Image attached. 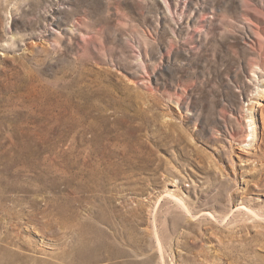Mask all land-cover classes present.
Wrapping results in <instances>:
<instances>
[{
  "label": "rangeland",
  "instance_id": "374dc122",
  "mask_svg": "<svg viewBox=\"0 0 264 264\" xmlns=\"http://www.w3.org/2000/svg\"><path fill=\"white\" fill-rule=\"evenodd\" d=\"M257 68L264 0H0V264H264Z\"/></svg>",
  "mask_w": 264,
  "mask_h": 264
},
{
  "label": "bare ground",
  "instance_id": "6f19581e",
  "mask_svg": "<svg viewBox=\"0 0 264 264\" xmlns=\"http://www.w3.org/2000/svg\"><path fill=\"white\" fill-rule=\"evenodd\" d=\"M257 69L254 70L253 79L258 84V85H256L257 86V94L258 95H262L264 93V72H262L261 69H258V70ZM257 73L259 75H257ZM251 120H252V114H251ZM250 125H252V122H250ZM255 132H256L255 126L252 125V129L250 130V134L254 138H255ZM11 188H15L17 190L19 189L17 186L8 187V189H11ZM1 196L5 197L6 195L2 194ZM177 201H179L181 203V205L184 204L183 200L180 197L177 198ZM8 202H9V200H8ZM15 207H16V204H13V205L5 204L3 200H0V211L2 213L6 214L8 216H12L13 218L23 216L26 213L24 209H17ZM43 212L44 211H42V213ZM54 212H55V215L52 216V217H49L50 220H49V224L47 225L50 228V230H49L50 232H56V230L54 229V226H53L54 220L55 219L58 220V221L62 220L61 216H60V213H61L60 206ZM29 218L30 219H29V222L27 223V225L31 229H34L36 224H37V220L35 219V214L33 216L31 214H29ZM33 221H34V225L31 224V223H33ZM21 223H23V222H21ZM61 223H62V226H60V228L72 229V230L74 228V225H70L67 222H64V223L61 222ZM16 225L18 226L20 224L19 223L18 224L15 223L14 224L15 228H16ZM77 232H78L77 235L79 236V239L82 241L83 246H85L86 249L90 250L91 252H93V251H95L97 249L106 247V245L100 240V238H102L105 233H103V230L98 228V226L94 225L93 223H89V225L86 224V226H85V228L83 230H79ZM18 235H20V234L18 233ZM15 236H16L15 233L7 231V233H5L4 236H0V239L2 241H5L7 245H16V242L14 241V237ZM7 248H8V246H7ZM16 254L17 253H14L11 250V248H8V250L4 253L3 260L5 262H7V263H13L15 261L16 257H17ZM93 260H91V262Z\"/></svg>",
  "mask_w": 264,
  "mask_h": 264
}]
</instances>
